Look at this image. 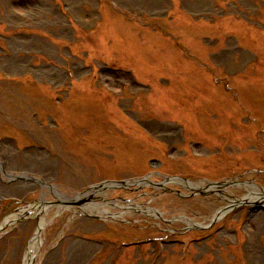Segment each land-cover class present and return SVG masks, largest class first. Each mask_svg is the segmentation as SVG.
Here are the masks:
<instances>
[{"label":"rangeland","instance_id":"rangeland-1","mask_svg":"<svg viewBox=\"0 0 264 264\" xmlns=\"http://www.w3.org/2000/svg\"><path fill=\"white\" fill-rule=\"evenodd\" d=\"M0 163V226L56 201L16 176L70 197L230 183L106 189L94 218L33 209L0 264H25L43 216L33 264H264V199L243 186L264 191V0H0Z\"/></svg>","mask_w":264,"mask_h":264},{"label":"water","instance_id":"water-1","mask_svg":"<svg viewBox=\"0 0 264 264\" xmlns=\"http://www.w3.org/2000/svg\"><path fill=\"white\" fill-rule=\"evenodd\" d=\"M0 166H2L1 163H0ZM3 174L8 176V174H6L5 171H3ZM150 176L151 175H149L147 177H144L142 179H139V180H135V181H107V182H104V183H100V184L92 186L90 189H88L87 191H85L83 193H78L76 196L72 197L71 200H67V201H63L61 199L60 195L54 192V189H56V187L53 186V185H47V184H45V182H43L42 180L37 179L35 177H28L26 175L16 176V178L31 180V181L36 182L37 184L41 185L43 188H48L50 190V192L52 194H54V196L56 198V201L50 203V202L41 200L39 203H35V204H33L31 206H28V207H25L23 209H17L16 212L12 213L8 218H10V217H12V216H14L16 214H20V212H24L27 216H29L33 209H41L44 205L58 206V207L59 206H64L67 209L78 208L87 217L94 218L95 216L93 214H88V209L90 208V203L94 199H96V197L95 196L86 197V195L89 192H92L93 190H100L102 192L103 190H106V189H120V188L128 189V188H130L132 186H140L141 187V186H145L147 184L156 185V186H160V187H165V186H167L169 184H175V185L177 184V185L181 186L182 188L189 189L191 191L196 192V194L204 195V194H207L209 191H211V188H213V189H221V188H224V187H227V186L230 185L229 182H223V183H218V184H210L206 188L205 187L202 188V187H199V186L195 188V187H193L194 184H192L189 180L184 179V178H180V177H166L162 183H153V182H151L149 180ZM246 183H248V182H246ZM107 185H109V187H106ZM169 191L171 193H176L177 195L182 196L180 191H175V190H172V189H169ZM65 196H67V195H65ZM240 202L241 201H239V203ZM230 210H232V206H229V211ZM37 216H39V213H38ZM24 217L25 216H21V218H18L16 220H14L11 223V225H14V224L20 222L21 220L24 219ZM223 217L217 216V214H216L214 219H213V221L211 222L210 226H212L213 224H215L218 221H220ZM8 218H6L5 221L0 226V238L9 229V227L11 226V225H9L6 222ZM194 227L198 228V229L206 228L205 226L197 225V224L194 225ZM39 232H40V235L43 233V231H41V230ZM35 259L36 258H34V261H35Z\"/></svg>","mask_w":264,"mask_h":264},{"label":"bare ground","instance_id":"bare-ground-1","mask_svg":"<svg viewBox=\"0 0 264 264\" xmlns=\"http://www.w3.org/2000/svg\"><path fill=\"white\" fill-rule=\"evenodd\" d=\"M242 185V183H239ZM192 185V184H191ZM244 187H246V189H248L250 191V195L247 197L248 200H251L252 202H257L259 204L262 203V199H264V191L262 190H258L256 186L254 185H249V183H244L243 184ZM106 187H109V185H107ZM193 187H198V185H194ZM200 187V186H199ZM54 192L59 194L61 199L63 201H67V200H71L72 197L70 196H65L63 194H61V192L56 188L54 189ZM101 193L100 190H93L92 192H89L86 197L88 196H95V197H98L99 194ZM43 201H45V199H43ZM235 203V202H234ZM241 203V202H240ZM239 203V204H240ZM238 204V202H237ZM44 212H46V215L49 214L48 213V210H49V207L44 205ZM51 208V207H50ZM58 209V212L55 214V216H57V214H59L65 207L64 206H59V207H56ZM231 209V208H230ZM70 210V209H69ZM72 210V209H71ZM74 211V210H72ZM231 211V210H230ZM105 213H109L107 211H105ZM229 213V207H226V208H223L221 209L218 213H217V216H226L227 214ZM32 214V213H31ZM111 214V213H110ZM112 215V214H111ZM21 216H27L24 212H20V214H16L10 218L7 219V223L9 225H11V223L18 219V218H21ZM114 216V215H112ZM39 224H38V231H37V235L34 237V239L32 240V242L30 243V246L28 248V254H27V257H26V262L25 264H33L34 263V258L37 257V254L39 252V249H40V246L42 245V239H41V236L42 234L40 235V230L41 231H45V229L47 228L49 222H51V220H49L47 218V216H43L41 218H39ZM188 223H192L191 220H189Z\"/></svg>","mask_w":264,"mask_h":264}]
</instances>
